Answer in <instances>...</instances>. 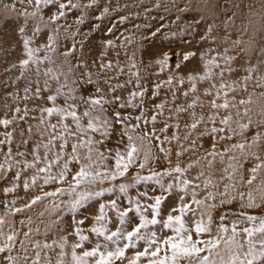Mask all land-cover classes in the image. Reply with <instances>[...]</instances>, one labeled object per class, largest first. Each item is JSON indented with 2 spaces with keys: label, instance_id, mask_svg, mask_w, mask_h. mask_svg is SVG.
Segmentation results:
<instances>
[{
  "label": "snow or ice",
  "instance_id": "snow-or-ice-1",
  "mask_svg": "<svg viewBox=\"0 0 264 264\" xmlns=\"http://www.w3.org/2000/svg\"><path fill=\"white\" fill-rule=\"evenodd\" d=\"M120 7L112 0H0V36L7 37L0 51L20 50L0 80V184L5 185L0 264H264V180L253 188L264 171V103L259 119L251 115V106L264 101V36L259 42L255 33L244 39L251 20L233 29L236 13L227 15L220 0H204L203 10L191 0L183 6L155 0L152 8L143 6L145 14L153 8L196 11L193 22L180 30L195 32L202 49L183 51L173 66L168 52L145 46L165 33L176 34L161 22L154 30L133 25L148 35H141L130 54L134 34L120 33L104 39L102 51L93 55L91 37L101 24L87 31L81 26ZM244 7L252 11V5ZM217 9L225 13L219 21ZM131 15H120L105 36L114 35ZM181 19L176 15L172 23ZM110 51L114 59L108 58ZM196 57V67L189 69ZM125 68L130 78L120 82ZM17 69L18 75H11ZM165 71L167 78L152 85L149 97L147 81ZM162 87L165 99L153 103ZM157 123L163 126L157 129ZM237 137L243 139L229 143ZM173 141L179 145L175 164L172 148L164 146ZM205 142L210 147L203 158H213L209 167L216 157L227 160L216 182L204 171L188 177L200 156L185 166L180 162ZM161 159L167 166H160ZM149 182L159 194L137 190ZM18 189L22 196L15 195ZM65 194L70 198L61 199ZM92 200L98 204L94 213L78 218ZM38 205L35 219L26 215ZM66 213L71 214L68 224Z\"/></svg>",
  "mask_w": 264,
  "mask_h": 264
},
{
  "label": "rangeland",
  "instance_id": "rangeland-1",
  "mask_svg": "<svg viewBox=\"0 0 264 264\" xmlns=\"http://www.w3.org/2000/svg\"><path fill=\"white\" fill-rule=\"evenodd\" d=\"M86 2V0H85ZM177 2L182 6L184 3V0H177ZM193 7L194 8H199L201 10H203L204 8V0H191ZM140 3L137 2L134 5L137 6V4ZM153 3H155V1H151V0H143V6H147L149 8H152ZM220 3L222 6L227 7V15H231L233 12L236 13V17H235V24L232 26L233 29H236L238 27H240L241 23L243 22L244 24H248L249 20H251V24L249 25V29L248 32L245 34L244 39H247L249 36H253V33H255L254 35V39L257 40L258 42L260 41L261 37L264 36V30H262V25H264V20H262V14H264V0H232V3H226L225 0H220ZM234 3H239L241 4L240 8H235L232 6V4ZM245 4H250L252 5V11L249 12L248 8L244 7ZM143 6L141 7H137L139 8L140 12L137 10H131V8L126 7L125 8V15H129V13L133 14V16H137L138 18L141 17L142 15V21L140 23V25H144V24H148V25H152L154 30V27H157L160 25L161 22L164 23V25L167 28L172 29V31H174L176 34L170 35L165 33L163 36H158L157 38H155L153 41L150 42H146L145 46L147 45L148 47H152L153 50L158 53L161 54L163 52H168L171 56V64L173 66H175L176 62L178 59H182V53L185 50H195V49H202V45L199 41V36L196 35L195 32H190V31H181L180 29H187V26L193 22V17H195L197 15L196 11H192L189 12L187 14H181V13H177L176 10L173 8L171 9L169 12H165L162 8L161 9H155L153 8L152 11L148 14H145L143 12ZM136 13H139V15H135ZM208 15V18L211 19L212 18V14L211 13H206ZM176 15H181L182 19L179 21H176L175 23H172V21L175 20ZM132 16V15H131ZM187 16V17H186ZM161 17H163V21H161ZM225 17V13L219 11V9H217V14H216V19L219 21L221 19H223ZM118 20V16L115 15V13H112L110 16L105 17L102 21H95L94 19L91 20V22H86V25L81 26L85 31H87L89 28L92 27L93 23H100L101 24V29L96 31L95 33L98 34H103L105 36L107 27L111 26V23L116 22ZM90 25L87 27V25ZM139 24V23H138ZM122 27V25H120ZM129 30H132V27H128ZM142 29V34L143 35H148V32L145 28L141 27ZM205 30V26L203 24L200 25L198 31L200 33H203ZM123 32V28L120 29L118 27V31L109 37L106 38H113L115 39L116 36L120 35V33ZM135 30L133 32L134 34V38H135ZM233 35L235 36V32L233 31ZM136 39V38H135ZM4 40V39H1ZM96 40L99 42L98 46H96L97 50L100 52L102 51V49L100 48V45L102 43V41L104 40L103 38H101L100 36H97ZM136 40H134L135 42ZM134 44V43H133ZM132 45H129L128 48H131ZM177 52L181 53V56L178 57L176 55ZM211 55V54H210ZM198 60V57L193 58V60L191 62L188 63V68H195L194 66H196V62ZM126 63V61H125ZM127 68H125V75H122L119 77L120 78H126L127 77ZM144 75H146V73L143 72ZM128 78V77H127ZM158 80L153 78L151 76V78L147 81L148 85H153L154 83H156ZM202 84V83H201ZM132 87V85L130 86ZM184 87H187V85H185ZM253 99L255 100L256 98L253 97ZM261 103H264V101H257L256 103H254L251 107L253 108V112H252V118L254 121H256L257 119L260 118L259 116V112H260V105ZM199 111V110H198ZM167 114V112H166ZM159 125V127L157 126V129H159L161 126H163L161 123H157ZM182 133V137L185 133V130L183 128V121H181V127L179 130ZM181 137V138H182ZM237 139H243L242 137H237L235 138L233 141L229 142V143H235ZM165 147H171L172 148V160L173 163L175 164L176 162V156H175V151L177 150V148L179 147V145H177L176 142H172L171 145H164ZM185 146H187L185 144ZM223 145H221L222 147ZM210 147V142H205L204 143V148L201 149L199 152L193 154L192 152H188L185 153L182 157H180V162L182 164V166L187 165L190 161H194L197 159V156H200V162L198 165H195L193 168H191L190 170H196V171H201L206 170L205 173L210 172V174L215 178L214 182L218 181V176L215 175L214 170L217 169V173L222 174V169L226 167L227 165V160L224 161V163H221L220 158L216 157L213 160V164L211 165V167H209L208 165V160L209 159H213L212 157H207L206 159L203 158L204 157V149H207ZM255 150V149H253ZM153 151L156 152L158 151L157 149L153 148ZM261 156L264 157V151L260 152ZM237 155H239V153H237ZM160 166L164 167L167 166V162L163 161L161 159L160 161ZM250 166V165H249ZM209 174V175H210ZM260 180H264V171H262L256 182H254L253 188H255V186L257 184H259ZM5 185L0 187V199H3V192L2 189ZM137 190H141V191H149L150 193L155 191L156 194H159V188L157 186H155L154 184H152L151 182L149 183H142L141 185L137 186ZM215 190V189H213ZM220 190H223V183L220 184ZM133 191V190H130ZM241 191L247 192L248 189L247 187H242ZM14 194H9V199H11L13 197ZM15 195H23V190L22 189H18L17 193ZM112 194H106V196H109ZM201 196H203V193L201 192ZM70 197L67 196V194H65L64 197H61V199H69ZM103 199V198H101ZM169 203H171V200L169 201ZM19 204V202H18ZM98 207L97 201L92 200V201H88L87 204L84 205V207L81 209L78 218H81L85 215H91L92 213H94V211L96 210V208ZM42 208V205H38L36 207H34L31 211H29L28 213H26V215H31L33 216V218L35 219L36 214L38 211H40ZM235 218V217H232ZM17 220L20 219V216L17 215L16 217ZM71 221V214L66 213L64 215V222L65 224L70 223ZM91 221L89 220L88 222L85 223V225L83 226L85 229H87L90 226ZM114 227V225H113ZM41 233H43V229H41ZM49 237H52V233L48 234ZM73 238L70 237V241ZM58 251V250H57ZM66 251H68L70 253L71 249L70 247L66 249ZM131 253H129L130 255ZM68 259H70V256L68 257Z\"/></svg>",
  "mask_w": 264,
  "mask_h": 264
},
{
  "label": "bare ground",
  "instance_id": "bare-ground-1",
  "mask_svg": "<svg viewBox=\"0 0 264 264\" xmlns=\"http://www.w3.org/2000/svg\"><path fill=\"white\" fill-rule=\"evenodd\" d=\"M140 0H112V3H113V5L115 6V4L118 2L120 5H121V7L119 8V11L118 12H115V15L116 16H120V15H125V8L126 7H124V5H128V8H131V10H137V11H139L140 12V10H139V8H137V6H135L134 4L135 3H137V2H139ZM151 1H155V0H151ZM183 6V5H182ZM187 17V16H186ZM141 21H142V15H141V17L140 18H138L137 16H130V19H129V21H126L123 25H122V27L119 25V28L120 29H122L123 28V35L124 36H128V35H132L133 34V32H134V30H135V38H134V40H136L135 42H134V44H133V46L131 47V48H128V52H129V54L135 49V45H136V42L137 41H139L140 40V37H141V35H142V29L140 28V29H136V28H133V25L134 24H140L141 23ZM88 26H90L89 24L87 25V27ZM132 27V30L133 31H131V30H129L128 29V27ZM127 30V31H126ZM97 36H100L101 38H103V39H106V37L103 35V34H98V33H93L92 34V37H91V42H90V45H89V47H91L92 48V50H93V55H95V56H98L99 55V51L97 50V48H96V46H98V44H99V42L96 40V38H97ZM1 39H4V40H6L7 39V37H4V36H0V41H2ZM121 39H122V37H121ZM40 42H42V41H38L37 43H40ZM117 43H119V41H117ZM96 45V46H95ZM146 47H148L147 45H146ZM19 46H17V50L15 51V52H12L11 54H8L7 52H5V51H0V80H2L3 78H4V76H5V73L3 72V69L5 68V67H7L10 63H14L15 61H16V59L18 58V56H19ZM108 58H110V59H114L115 58V54H114V52H112V51H110L109 52V54H108ZM120 60H121V62L122 63H125V61H126V58H125V52H124V50H120ZM139 59H140V57H139V54H137V62H139ZM145 63H148V58H147V56H145ZM194 67H196V66H194ZM151 71H153V72H155V71H157V67L156 66H153V68L151 69ZM18 73H19V70L17 69V70H14L12 73H11V75H18ZM141 75L143 76L144 74H143V72L141 73ZM167 75H168V73H167V71H165V72H162V73H160L159 74V76H155V75H153L152 77L153 78H155V79H157L158 81L159 80H164V79H166L167 78ZM128 77V78H127ZM127 77L126 78H120L119 80H120V82H123L124 80H126V79H129L130 77L127 75ZM157 81V82H158ZM131 85H129V87H128V90H131L132 89V87H130ZM146 86L149 88V92H148V96L150 97L151 96V85H148V84H146ZM207 86V83L206 82H204V83H202V84H200L199 85V87L201 88V90H203V88L204 87H206ZM166 92H167V89L166 88H161V90H160V96H159V98H153V103H159L161 100H163V99H165V95H166ZM118 94H120V93H118ZM124 95H127V91H125L124 93H123ZM59 103H62V100L61 101H58ZM146 107H148V105H146ZM3 111H4V109H3V99H2V95H0V115H2L3 114ZM126 111H129V112H131L132 111V109H127ZM111 113H109V115H110ZM54 122V121H53ZM159 127V125L157 124L156 125V127ZM162 127V126H161ZM0 130H2V129H0ZM174 131V129H172V128H170L169 129V131H168V135L169 136H171V134H172V132ZM179 135L182 137V133L179 131ZM175 142V141H174ZM112 145L111 144H109V147H111ZM249 165H246V167H248ZM201 171H204V173L206 172V170H201ZM217 169H215L214 170V172H215V175H217L218 176V179H219V177H220V175L221 174H219V173H217ZM198 172H200V171H196V170H189V172H188V177L189 178H192V177H194V176H196L197 175V173ZM210 172L211 171H209V172H207V173H205V177H208L209 176V174H210ZM205 177H202L201 178V186L203 187V185H202V181H203V179L205 178ZM4 184H0V187L1 186H3ZM203 194H204V192L203 191H201ZM50 238V237H49ZM58 250V249H57Z\"/></svg>",
  "mask_w": 264,
  "mask_h": 264
}]
</instances>
